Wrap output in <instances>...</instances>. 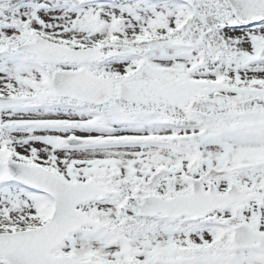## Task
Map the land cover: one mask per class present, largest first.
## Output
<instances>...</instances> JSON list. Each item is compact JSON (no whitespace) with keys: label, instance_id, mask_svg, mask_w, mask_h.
<instances>
[{"label":"snow or ice","instance_id":"6c2138e0","mask_svg":"<svg viewBox=\"0 0 264 264\" xmlns=\"http://www.w3.org/2000/svg\"><path fill=\"white\" fill-rule=\"evenodd\" d=\"M0 264H264V0H0Z\"/></svg>","mask_w":264,"mask_h":264}]
</instances>
